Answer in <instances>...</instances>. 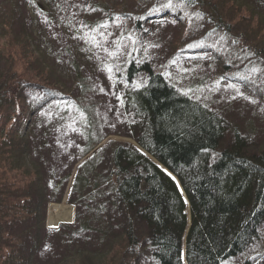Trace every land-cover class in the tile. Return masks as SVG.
Listing matches in <instances>:
<instances>
[{
  "label": "trees",
  "instance_id": "trees-1",
  "mask_svg": "<svg viewBox=\"0 0 264 264\" xmlns=\"http://www.w3.org/2000/svg\"><path fill=\"white\" fill-rule=\"evenodd\" d=\"M135 1L145 2L154 12L155 0ZM175 1L199 9L206 24L220 34L230 33L234 0H207L210 8L204 7V0ZM103 5L96 7L105 12L108 7ZM236 9L240 18L253 17L254 26L264 34L261 16L255 17L248 7ZM112 17L104 14L99 21ZM131 17L127 30L137 39L144 32L145 16ZM3 23L0 264H182V252L186 264H224L259 243L264 224V149L251 152L247 137L235 126L224 145L228 124L222 115L179 92L148 60L135 61L132 55L123 71L129 85L120 99L124 135L178 180L189 204L186 236L185 204L174 181L130 144L109 142L95 151L104 136H88L81 153L80 159L92 156L78 167L67 198L77 209L75 223L45 229V207L62 200L72 173L49 177L43 149L21 132V123L28 121L30 104L47 99L45 112L57 118L59 108H72L85 118L92 134L99 123L91 87L96 85L80 73L77 63L72 90L52 80L48 70L31 69L35 55L10 35L8 22ZM183 24L190 27L192 21ZM138 75L143 84L132 87ZM29 148L30 153H39L34 159L39 165H29L23 158ZM259 256L255 261L241 258L236 264H264V256Z\"/></svg>",
  "mask_w": 264,
  "mask_h": 264
},
{
  "label": "rangeland",
  "instance_id": "rangeland-1",
  "mask_svg": "<svg viewBox=\"0 0 264 264\" xmlns=\"http://www.w3.org/2000/svg\"><path fill=\"white\" fill-rule=\"evenodd\" d=\"M111 1L112 6L109 5ZM234 1L230 12L236 13L229 16L234 24L230 33L222 35L219 29L206 24L199 9L187 7L183 1L172 0L169 8L161 7L167 5L168 0H155L154 12H149L145 2L135 0H0V28L3 21L8 22L10 35L18 43L27 45L35 55L31 69L48 70L52 80L64 89L72 90L76 83L73 66L77 63L82 68L80 73L96 85L91 87L99 123L92 134L85 118L72 108H59L55 113L57 118H54L52 112L49 114L44 110L47 99L29 105V108L33 107L32 112L28 121L21 123L20 130L43 149L44 172L51 178L69 172L74 174L84 159L92 156L89 153L80 159L88 136L105 137L95 151L102 150L109 142L135 145L124 135L125 116L118 99L129 85L123 78L129 55L135 56V61L148 60L179 92L187 93L186 96L222 115L228 124L224 145L230 142L231 128L235 126L247 137L251 152L264 149V34L260 35V30L254 26L253 17L244 14L245 18H240L241 11H236V8L248 7L255 17L261 16L260 22L264 25V0ZM100 2L104 4L103 8L108 7L105 12L96 7ZM203 4L205 8L209 7L207 0ZM113 11L126 15L118 16ZM104 14L113 17L99 21ZM140 14L145 16L142 20L144 32L134 39L129 36L126 22L133 20L131 15ZM189 21L192 24L186 27L183 23ZM255 48L257 52L253 51ZM5 66L2 57L0 74ZM142 82V75H138L131 86L142 85ZM252 100L256 102L252 103ZM38 154L34 150L30 153L29 148L23 158L29 165L31 162L39 165L34 160ZM69 186L68 183L66 190ZM55 206L58 210L53 215ZM76 212L75 205L68 203L65 195L58 203H48L45 229H51L49 217L57 218V225H72ZM260 235L259 243L245 251L243 257L224 264H236L244 257L255 261L261 258L259 254L264 256V224ZM47 238L50 245L51 236ZM99 252L92 253L91 257L96 258Z\"/></svg>",
  "mask_w": 264,
  "mask_h": 264
},
{
  "label": "snow or ice",
  "instance_id": "snow-or-ice-1",
  "mask_svg": "<svg viewBox=\"0 0 264 264\" xmlns=\"http://www.w3.org/2000/svg\"><path fill=\"white\" fill-rule=\"evenodd\" d=\"M161 7H169V8H171L172 7V0H168V3H167V5H161ZM109 71H111V69H109ZM241 79H245V80H249L250 79V77H241ZM253 83H255L254 81H252ZM229 87H235L234 85H229ZM189 91H191V89L189 90ZM184 95H187V93H183ZM238 94L239 95H243V93H239L238 92ZM236 97H233V99H235ZM118 99H122V98H120V97H118ZM197 99H199L198 97H197ZM245 99H248V97H245ZM252 103H255L256 101L255 100H252L251 101ZM205 107H207V105H205ZM166 174L168 175V176H171V173H167L166 172ZM173 179H174V177H173Z\"/></svg>",
  "mask_w": 264,
  "mask_h": 264
},
{
  "label": "bare ground",
  "instance_id": "bare-ground-1",
  "mask_svg": "<svg viewBox=\"0 0 264 264\" xmlns=\"http://www.w3.org/2000/svg\"><path fill=\"white\" fill-rule=\"evenodd\" d=\"M173 176V175H172ZM174 177V176H173ZM174 179L176 180V178L174 177ZM58 210V206H55L53 209H52V214L55 215V213L57 212ZM68 220V219H67ZM58 223V219L57 218H54L52 219L51 217H49V220H48V224L50 227H55ZM182 260H183V263L185 264V261H184V257H182Z\"/></svg>",
  "mask_w": 264,
  "mask_h": 264
},
{
  "label": "water",
  "instance_id": "water-1",
  "mask_svg": "<svg viewBox=\"0 0 264 264\" xmlns=\"http://www.w3.org/2000/svg\"><path fill=\"white\" fill-rule=\"evenodd\" d=\"M145 155V154H144ZM146 156V155H145ZM149 160H151L148 156H146ZM152 161V160H151ZM155 165H157L159 168H160V166L156 163V162H154V161H152ZM172 180L174 181V179L172 178ZM174 183L176 184V182L174 181ZM177 185V184H176ZM178 189H179V187H178ZM179 192L181 193V190L179 189ZM182 195V194H181ZM182 198H183V200H184V202H185V204H186V208H187V204H188V201H187V199H186V197L184 198L183 196H182ZM186 212H187V209H186ZM189 224H190V213L188 212V220H187V223H186V227H185V234L187 233V231H188V228H189Z\"/></svg>",
  "mask_w": 264,
  "mask_h": 264
}]
</instances>
